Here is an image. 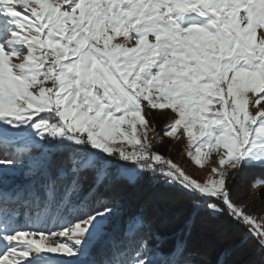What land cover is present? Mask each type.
<instances>
[{
    "label": "snow or ice",
    "instance_id": "1",
    "mask_svg": "<svg viewBox=\"0 0 264 264\" xmlns=\"http://www.w3.org/2000/svg\"><path fill=\"white\" fill-rule=\"evenodd\" d=\"M262 104L264 0H0V264H96L122 210L99 188L145 172L264 247V217L229 184L264 169ZM154 113L172 117L163 136ZM164 136L187 140L209 178L155 151ZM17 169L23 182L6 187ZM144 226L133 217L126 234ZM103 264L193 262L183 241L165 253L142 239L112 241Z\"/></svg>",
    "mask_w": 264,
    "mask_h": 264
},
{
    "label": "trees",
    "instance_id": "2",
    "mask_svg": "<svg viewBox=\"0 0 264 264\" xmlns=\"http://www.w3.org/2000/svg\"><path fill=\"white\" fill-rule=\"evenodd\" d=\"M156 116V128L161 131L166 122V116L160 113H154ZM166 138L161 142L156 151L164 156H170L167 151L169 148ZM161 177H155L151 173H145L134 185H130L125 181L106 183L103 187L99 188L97 199H117L122 195L129 194V205L126 208L124 217L119 220V224L114 226L109 232L112 233L110 238L111 242L116 241L124 245L127 249L136 247L142 239H147L151 243L153 248L161 250V252H168L175 247V245L183 241L186 245L187 259L193 263L204 264L201 258V252L191 250L190 239L191 236L196 237L195 231H199V235L204 231L209 232L211 235H215L213 228H205L203 225L199 226V220H223L227 226L236 228L237 224L231 219V217L225 213L223 216H217L208 211L207 209H201L196 211L193 208L192 198L179 186H170L161 182ZM92 184V177L89 175L86 178V188ZM174 196L178 198L169 199L168 196ZM259 199L264 202V187L259 193ZM180 200L182 202H180ZM94 206H100L96 204ZM178 208H182L179 212H176ZM185 213V223L180 220V215ZM256 215L261 212L254 211ZM264 213V212H263ZM173 216L169 218L170 215ZM136 216H142L145 222L143 230L135 237H129L127 233V226L131 218ZM226 217V218H225ZM228 217V218H227ZM182 219V218H181ZM166 220V221H164ZM241 237L235 243V247H224L228 242L225 238L220 239V247L217 248V255L214 260L211 259L210 264H239L238 260L243 259V252L251 251L250 254L254 259L257 256L260 257L259 264H264V249L260 247L256 238L252 236L246 229L241 230ZM240 231V232H241ZM215 236L220 237V232ZM109 240V241H110ZM109 241L103 245L106 247V252L101 255V264L110 255ZM222 241V245H221ZM221 246H223L221 248ZM220 251V252H219ZM260 254V255H259ZM253 260L244 259L241 264H250Z\"/></svg>",
    "mask_w": 264,
    "mask_h": 264
},
{
    "label": "rangeland",
    "instance_id": "3",
    "mask_svg": "<svg viewBox=\"0 0 264 264\" xmlns=\"http://www.w3.org/2000/svg\"><path fill=\"white\" fill-rule=\"evenodd\" d=\"M262 106H264V104H262ZM171 118H172L171 116H166V118H165L166 122L164 123L163 129L161 131H159L157 129L160 132L161 136H163L164 128ZM152 135L153 134L150 133V138ZM165 138H166L167 143H169L168 144L169 148L167 149V151L170 153V156H165V157L172 158L173 161L175 163L179 164L181 167H183L189 175H192L195 179H197L201 182H203L209 178V176H210V171H209L210 166L209 165L206 164L205 167L203 169H201L200 167L196 166L190 160V158L187 157L186 151H185V149L187 147V140H185L183 144H178V143H176L175 140L168 138L166 136H164L162 141H164ZM162 141L157 142L156 147H158V145H160ZM215 160H216V156L214 154L212 156V161L215 162ZM0 167H3V166H0ZM145 173H150V172H145ZM145 173H142L140 178ZM257 179H264V169L259 168V167L246 168L239 175H235L234 177H230L229 178V184L234 185V188H233L234 193H239V195L236 197V203L237 204L246 205L247 210L253 214H255L254 211L255 212L259 211L261 213L259 215H257V217H264V213H263L264 212V202H261L259 199V193L262 191L264 185L257 186V187L251 186L252 183ZM6 180H7L6 187L11 188V187H14L15 185L22 183L23 182V176L20 173V171L17 169V170H13V172L10 173L6 177ZM129 197H130L129 194H127V195H122L116 199V200H119V202L122 206V210H121V213L119 215L112 217V219L108 223L107 235L105 236V238L103 240L96 243L95 247L92 250L93 251V259L96 262V264H101V255L104 253H107L106 247L103 244L107 243L112 236V233L109 231L114 226L118 225L120 223L119 220L124 217V213L126 211V208L129 205V202H128ZM168 198L169 199H171V198L175 199L178 197H174V196L169 195ZM180 202H182V201L180 200ZM176 210H177L176 212L180 213L182 208H178ZM172 216H173V214L170 215L169 218H171ZM180 220L183 221V224L185 223V213L182 214V216L180 215ZM164 221H166V220H164ZM234 222L237 224L236 228L227 226L225 219H223V220H208V219L200 218L199 226L203 225L205 228H207V227L211 228L212 227L216 234L220 232V237L218 238L217 236H215L216 234L213 236L207 231H204L201 233L202 235H199L200 232L196 230L195 231L196 237H193V235H192L191 239H190L191 250L193 249L194 251L201 252V258H204V259H202V261L204 262V260H206L208 262V264H210L212 258L214 260L216 257H218L217 248L220 247V245H219L220 239H223V238H225L226 240L228 239L227 240L228 242L225 244L224 247H229L232 245L235 247V243L241 237V234H240V233H242L241 230L246 229L244 227V225L237 223L236 221H234ZM110 242H111V240L109 241L108 245L110 244ZM221 245H222V241H221ZM222 247L223 246H221V248ZM261 248L264 249V247H261ZM153 250L161 252V250H156V248H153ZM250 253H251L250 250L243 252V255H244L243 259L238 260V263L241 264L242 261H244V259L246 258L247 260L248 259L253 260L252 263H250V264H259L260 257L257 256L256 259H254L252 257L254 255V253H253V255ZM262 263H264V262H262ZM193 264H200V263L194 262Z\"/></svg>",
    "mask_w": 264,
    "mask_h": 264
}]
</instances>
